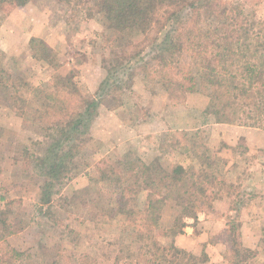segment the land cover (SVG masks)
<instances>
[{"label": "rangeland", "instance_id": "rangeland-1", "mask_svg": "<svg viewBox=\"0 0 264 264\" xmlns=\"http://www.w3.org/2000/svg\"><path fill=\"white\" fill-rule=\"evenodd\" d=\"M203 2L210 3L203 18L264 20V0ZM162 8L149 6L144 22L125 34L107 31L92 0H31L0 10V65L31 84L26 97L31 106L18 101L17 109L15 90L0 88V264H154L141 248L145 234L193 255L194 264H264V130L253 131L260 147H248L247 139L231 134L238 129L204 115L207 96L189 93L176 102L163 86L151 93L140 77L141 65L130 90L121 81L129 73L115 75L122 60L113 50L119 43L140 42ZM33 37L53 48L55 62L31 57ZM58 75L72 77L91 96L110 75L120 82L106 88L87 134L75 138L81 152L69 175L55 183L52 203L43 205L46 176L37 158L53 146L49 134L60 129L48 131L49 123L41 124L36 112L46 102L41 96L54 93ZM63 117L53 120L62 124ZM66 143L63 139L61 146ZM135 157L158 161L169 172L194 167L209 174L198 194V221L184 219L175 238L176 203L155 202L148 209V191L130 188L128 160ZM122 196L126 214L97 222L96 212ZM225 201L238 213L226 214ZM235 238L249 251L239 260L227 257Z\"/></svg>", "mask_w": 264, "mask_h": 264}, {"label": "trees", "instance_id": "trees-1", "mask_svg": "<svg viewBox=\"0 0 264 264\" xmlns=\"http://www.w3.org/2000/svg\"><path fill=\"white\" fill-rule=\"evenodd\" d=\"M30 1L0 0V10L7 6L22 7ZM151 5L163 8L152 18L145 37L131 46L129 41L119 43L113 50L116 60H122L115 66L117 78L129 73L128 79H121L123 86L127 90L133 87L135 72L141 65L140 77L151 93L163 86L176 102H181L189 93H200L210 99L204 115L212 117L217 124L264 130V63H261L264 59V20L203 18L210 6L203 0H92L94 10L104 16L107 31L112 34H125L140 26L148 17ZM28 45L35 60L48 65L56 61L57 53L43 39L33 37ZM108 78L100 85L97 95L91 96L85 94L72 77L58 75L54 93L41 96L46 101L43 110L36 112L40 114L41 124L49 123L50 132L53 127L60 129L59 134H49L54 140L53 146L42 158H37L46 176L41 195L43 205L52 203L55 183L69 175L73 161L81 152L75 138L87 134L101 102L108 95L105 92L110 91L106 88L120 82L116 81V76ZM0 88L15 90V109L18 101L31 106L26 102L31 84L15 79L1 65ZM116 89L120 90L121 86ZM18 114L23 116L21 112ZM58 115L64 116L62 124L53 120ZM194 138H198L197 134ZM63 139L67 143L61 146ZM172 146L177 147L174 143ZM128 163L131 166L130 188L137 186L148 191V209L155 202L169 200L180 208L171 228L173 238L185 225L184 219L198 221V194L204 192V182L209 181L207 172H197L194 167L169 172L158 161L147 164L136 157ZM125 201L122 196L119 201L109 202L107 211L96 212L97 222L125 215ZM139 240L144 255L150 257L149 262L194 264L195 257L174 244L164 246L151 234L142 235ZM245 251L248 250L235 238L227 257L239 260L246 255Z\"/></svg>", "mask_w": 264, "mask_h": 264}, {"label": "crops", "instance_id": "crops-1", "mask_svg": "<svg viewBox=\"0 0 264 264\" xmlns=\"http://www.w3.org/2000/svg\"><path fill=\"white\" fill-rule=\"evenodd\" d=\"M227 126H229V127H235V129H238V130H233V132H231V134L233 136L235 135V137L236 136L238 137L237 140L242 139V138H245V139L248 140V142H247V146L248 147H253V146L260 147L261 142L258 143V142H256V140L253 141V139H255V137H254L255 136V132H253V131H259V129L249 128V127H239V126L236 127V126H231V125H227ZM227 131H229V130L227 129ZM222 137L226 139V136L224 134H223ZM231 145H234V144L231 143ZM260 182H261V179H260ZM225 208L227 209V210L225 209V213L226 214L228 213V215L233 214V212L234 213H237V211H233L234 209L231 208L230 202H227L226 203V201H225Z\"/></svg>", "mask_w": 264, "mask_h": 264}]
</instances>
